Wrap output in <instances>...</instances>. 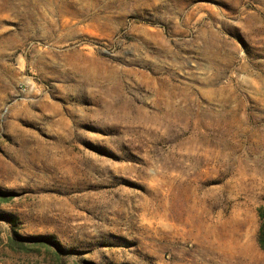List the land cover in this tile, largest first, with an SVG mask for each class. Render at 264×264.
Wrapping results in <instances>:
<instances>
[{"label":"rangeland","instance_id":"374dc122","mask_svg":"<svg viewBox=\"0 0 264 264\" xmlns=\"http://www.w3.org/2000/svg\"><path fill=\"white\" fill-rule=\"evenodd\" d=\"M264 0H0V264H264Z\"/></svg>","mask_w":264,"mask_h":264},{"label":"trees","instance_id":"16d2710c","mask_svg":"<svg viewBox=\"0 0 264 264\" xmlns=\"http://www.w3.org/2000/svg\"><path fill=\"white\" fill-rule=\"evenodd\" d=\"M258 240L261 248L264 250V222L261 224Z\"/></svg>","mask_w":264,"mask_h":264}]
</instances>
